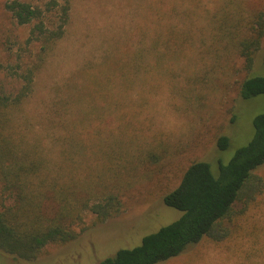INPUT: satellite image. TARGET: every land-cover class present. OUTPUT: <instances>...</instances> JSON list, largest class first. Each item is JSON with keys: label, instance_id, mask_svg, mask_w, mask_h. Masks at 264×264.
Returning a JSON list of instances; mask_svg holds the SVG:
<instances>
[{"label": "rangeland", "instance_id": "obj_1", "mask_svg": "<svg viewBox=\"0 0 264 264\" xmlns=\"http://www.w3.org/2000/svg\"><path fill=\"white\" fill-rule=\"evenodd\" d=\"M9 1L0 0V91L17 93L39 65L11 129L42 149L51 168L82 181L85 197L118 193L123 207L97 222L86 209L76 238L47 244L34 260L0 250V263L99 264L134 247L182 214L163 197L193 161L209 160L218 175L219 163L251 139L264 94L241 101L239 88L245 77L264 75V36L250 72L238 41L256 30L264 0H71L65 35L41 64L33 23H19ZM21 1L43 9L50 2ZM171 4L177 12L151 13ZM44 18L56 28L57 6ZM171 23L177 39L166 44L159 31ZM119 45L130 60L114 58ZM223 134L231 138L226 150L217 146ZM256 172L264 177V164ZM9 202L0 184V207ZM226 225L227 239L204 237L158 264H264V192L249 207L238 203Z\"/></svg>", "mask_w": 264, "mask_h": 264}, {"label": "trees", "instance_id": "obj_2", "mask_svg": "<svg viewBox=\"0 0 264 264\" xmlns=\"http://www.w3.org/2000/svg\"><path fill=\"white\" fill-rule=\"evenodd\" d=\"M6 5L19 23H33L32 34L41 41V64L65 35L71 18V0L62 3L50 0L45 9L21 0H11ZM53 5L57 6L58 24L50 29L44 17ZM155 12L157 17H162L163 13L170 15L177 12L176 4L161 10L151 7V13ZM256 23L253 34L238 41L245 60L244 69L248 72L254 66L264 36V12L259 13ZM169 26L172 27L165 30L161 27L159 31L161 36L165 32L166 44L177 39L175 25ZM114 58L130 60V50L119 45ZM38 68L39 65H35L24 74V84L17 93L0 91L1 197L10 201L0 207V250L26 260L36 259L49 243L76 238L84 210L95 214L97 222L117 215L123 207L118 193L91 201L84 196L82 181H71L68 174L62 175L49 166L42 149L25 146L17 139L11 129L14 112L33 91ZM116 69L114 67V75ZM125 69L122 70L124 76L129 68ZM239 93L241 101L264 94V75L245 77ZM234 116L235 122L238 114L235 112ZM253 126L251 139L237 148L227 163H219L218 175L214 174L209 160H195L185 170L180 183L164 195L166 205L182 211L177 219L143 235L138 245L119 248L99 264H158L178 256L204 237L217 242L227 239L231 229L226 222L233 219L236 205L242 203L245 208L249 207L264 192V177L256 172L264 164V111L255 115ZM62 139L71 144L72 139L66 136ZM230 143L231 138L226 134L217 140L221 150H226ZM67 158L70 159L69 154Z\"/></svg>", "mask_w": 264, "mask_h": 264}]
</instances>
